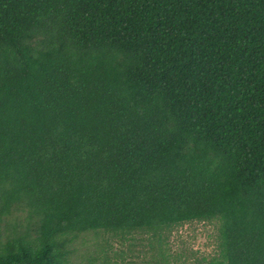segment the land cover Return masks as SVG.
I'll use <instances>...</instances> for the list:
<instances>
[{
  "label": "trees",
  "instance_id": "obj_1",
  "mask_svg": "<svg viewBox=\"0 0 264 264\" xmlns=\"http://www.w3.org/2000/svg\"><path fill=\"white\" fill-rule=\"evenodd\" d=\"M13 207L35 223L0 264H74L85 233L143 242L142 264H264V0H0ZM191 223L209 254L170 251Z\"/></svg>",
  "mask_w": 264,
  "mask_h": 264
},
{
  "label": "rangeland",
  "instance_id": "obj_2",
  "mask_svg": "<svg viewBox=\"0 0 264 264\" xmlns=\"http://www.w3.org/2000/svg\"><path fill=\"white\" fill-rule=\"evenodd\" d=\"M34 219H28L24 210L13 207L9 214L0 218V248L7 239L17 236H32ZM212 227L210 224L191 223L185 224L173 232L170 238V251L174 253H189L198 255L209 254L212 249L211 243ZM108 243L109 247L106 245ZM133 245L130 248L128 245ZM139 241H122L117 238L108 237L102 233L81 234L76 238L73 246L74 251L70 260L74 264H85L87 258L97 256L98 260L93 264H102L100 259L107 256L112 258L115 254L123 252L122 262L116 258L117 264H142L148 259L149 252ZM130 251V252H129Z\"/></svg>",
  "mask_w": 264,
  "mask_h": 264
}]
</instances>
